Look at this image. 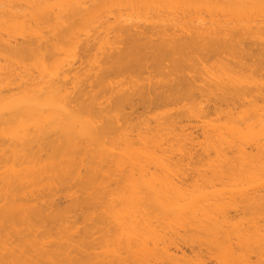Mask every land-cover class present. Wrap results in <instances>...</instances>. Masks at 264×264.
Wrapping results in <instances>:
<instances>
[{
  "label": "bare ground",
  "instance_id": "obj_1",
  "mask_svg": "<svg viewBox=\"0 0 264 264\" xmlns=\"http://www.w3.org/2000/svg\"><path fill=\"white\" fill-rule=\"evenodd\" d=\"M252 39L259 41L253 51L260 50L255 59L263 56L260 68L264 0H0V264H209V258L216 264H264V218L257 223L249 214L264 213V143H255L264 137H257L261 131L264 135L262 123L254 131L264 121V107L262 115L258 112L264 92H259L258 80L253 83L261 86L257 92L251 79L245 80L257 73L247 67L251 72H241L253 61ZM247 87L253 89L256 96L248 95L258 109L250 105L261 117L257 120L253 109L256 118L248 113L249 122L247 114L239 115L250 124L246 127L254 126L250 132L244 127L248 133L242 138H257L254 154L245 152L241 159L243 150L240 155L234 148L239 129L227 119L234 113H225L224 107L248 97L237 96L240 89L248 92ZM247 101L246 107L239 103L249 110ZM134 109L141 111L126 113ZM152 112L153 121L148 117ZM223 113L229 123L220 121L225 128L218 119L208 121L209 115L219 118ZM185 117L206 121L201 129L205 142L200 143L204 154L198 152L206 156L198 154V160L193 151L198 141L185 131ZM178 154L183 163L187 157L192 164L176 161ZM238 160L250 183H244V191L241 181L234 182ZM195 163H207L214 178L199 176L206 171L202 166L198 175ZM108 164H114L113 171ZM183 167L198 172L200 184L199 179L187 183L186 177L180 182L187 173ZM219 180L234 192L249 195L252 183L261 190L251 192L244 207L233 203L235 209L243 208L235 211L224 204L234 192L216 188ZM59 186L65 194L78 193L66 209L56 205L53 191ZM225 205L237 216L229 215ZM90 206L93 212L101 207L102 216H86ZM78 209L83 219L75 214ZM69 215L76 221H97L96 227L89 223L101 238L108 231L107 240L112 227H100L110 217L117 225L115 235L110 234L112 244L104 236L106 245L98 240L104 249L94 254L98 234L90 236V227L83 230L84 224L70 222ZM181 231L205 254L197 246L192 257L180 251Z\"/></svg>",
  "mask_w": 264,
  "mask_h": 264
},
{
  "label": "rangeland",
  "instance_id": "obj_2",
  "mask_svg": "<svg viewBox=\"0 0 264 264\" xmlns=\"http://www.w3.org/2000/svg\"><path fill=\"white\" fill-rule=\"evenodd\" d=\"M253 40H254V39L250 40L252 44L250 43V41H249V44L247 43L248 46H250V44H251V46H253V49L250 51V55L252 56L253 59H251V58H248V59H251V60H253V61L256 60V62H259V63H258V67L256 66V65H257L256 62H254V63H256V65L253 63V64H254V66H253V64H252L253 61L250 62L251 60H249V62H250L251 64L248 63V62H247V63L250 64V66L252 65L253 67H252V66H251V67H250V66H246V64H245V67H244V69H242V71H241V70H239V71L236 70V71H237V72H240V71L243 72V71H245V73H246L247 70L250 69V70L252 71V73H253V72H254V73H257V74H253V75H251V73H249V74H250V78L248 79V77H247L248 80H247V79H245V80L248 81V82L252 81V82H250V83H252V85H254L253 83H255L256 80H258V82H259V84L262 86V88H261V86L257 83L256 86H258V87H256L255 85H254L255 88L253 87V89L256 90V91L254 90V92H257L260 88H261V90H259V92H262V91L264 92V87H263L264 84L262 85V82H264V70L261 69L263 65L261 64V67L259 68L260 63L262 62V61L260 60V57L262 58L263 56L259 54L260 57H257V59H259V60L257 61V59H255V58H256L255 55H257V54L259 53L260 50H258L257 52H255L258 48H257V49H254V48H255V46H258V47H259V44H258L259 41L256 40L257 42H256V41L254 42ZM247 42H248V41H247ZM260 43H261V42H260ZM245 44H246V43H245ZM256 44H258V45H256ZM261 44H264V43H261ZM245 48H246V47H244V48L242 47V49H245ZM246 50H247V49H246ZM253 50H255V51H253ZM252 52H253V53H252ZM255 53H256V54H255ZM259 55H258V56H259ZM254 56H255V57H254ZM254 59H255V60H254ZM246 60H247V59H246ZM246 60H245V61H246ZM213 61H214V59H213ZM260 61H261V62H260ZM263 62H264V61H263ZM245 63H246V62H245ZM263 64H264V63H263ZM76 65H77L76 68H79V64H76ZM246 67H247L248 69H247ZM249 67H250V68H249ZM80 68H81V67H80ZM236 68L238 69V67H236ZM263 68H264V66H263ZM245 69H246V70H245ZM259 70H261V71L263 70V71H262V72H259V73L256 72V71H259ZM251 71H248V72H251ZM248 72H247V73H248ZM249 74H246V75H249ZM239 75H240V73H239ZM242 75H243V74H242ZM246 75L244 74V78L246 77ZM254 75H256L255 78H254ZM257 78H258V79H257ZM242 79H243V78H242ZM250 79H251V80H250ZM243 80H244V79H243ZM249 80H250V81H249ZM259 80H260V81H259ZM261 81H262V82H261ZM260 82H261V83H260ZM255 84H256V83H255ZM249 85H250V84H249ZM252 85H251V86H252ZM247 86H248V85H247ZM251 86H250V87H251ZM259 86H260V88H259ZM244 88H246V87H244ZM247 88H248V87H247ZM253 89H252V88H250V89L248 88V92H249V93H248V92L245 93V92H243V89H242V90L240 89V91H239V93L237 94V96L240 97V96H242V94H247L248 97H246L245 95H243V97H245L247 100H249V106L251 107V108L249 107V110H250V109H251V110L253 109V110H254V113H255V111H257V110H256L257 106H255V103H254V101L252 100V97H249L250 93H251L252 95L254 94V93L252 92ZM250 91H251V92H250ZM263 92H262V93H263ZM248 94H249V95H248ZM256 94H257V93H256ZM252 95H251V96H252ZM254 95H255V94H254ZM255 96H256V95H255ZM235 98H238V97H233L234 100H235ZM241 98H242V97H241ZM241 98H239V99H241ZM245 98H242V99H244V100H239V102H240V101H243V102L245 103L243 107H246L245 105L248 104V101H247ZM250 98H251L252 101H250ZM255 98H256V97H255ZM257 101H258V100H257ZM233 102H234V101H233ZM235 102L237 103V102H238V99H236ZM239 102H238L237 104H235V103L232 104L229 108L224 107V109H226V110H225V113L230 112V111H232V113H234L233 115H228L229 118L227 117V119H228V121H229V119H230L231 123L233 122L231 126H233V124H234L233 127H237V128L239 129V131L237 132V134H236V136H235V139H236V143H237V144L234 143V144L236 145V147H234V146H233V147H234V148H237V150L239 151V153L243 150V152H242V156H240L241 153H240V155L237 153V152H238L237 150H236L237 152L234 151L235 154L237 153L236 155H239L240 158L243 159V157H244V155H245V154H244L245 152H246V153L248 152V154H250V152L256 147V144H255V143H259V144H261V145L264 143V141H263V140H264V139H263L264 137H262V138L260 137V136H264V135H263V134L261 135V133H263V132L261 131L262 129H260L261 126H259L260 123H262V125L264 126V124H263L264 121H263V119L261 118L262 120H259V121H263V122H259V124L257 123L258 125L254 128V131H255L257 127H260V128H258V130L260 129L261 133L257 132V133L260 134V135H258L257 137H258V139H259V137H260L259 140H260L261 142H260V141H259V142H256L255 140H256L257 138H255V137L253 136V137H254V140H253V138H250V137H251V136H250L249 138L252 140L251 144L245 145V147H244V144L249 143V140H250V139L247 140L248 137H247L246 140H244V139L246 138V136H248V135H246L245 138H242V137H244V135H245L246 133H248V132L245 131V128H246V130L249 131L251 127H252V128L254 127L253 125H252L251 127L249 126L250 128H249V127H246V125H250L249 123H247V122H249V121H247V120H249V118H250V117H248V116H249V115L251 116V114H252V117L250 118V119H252V118H254L255 115L258 114V113H255V115H254V114H253V110H252V112H250L248 109H246V108L244 109V108L241 106V105H243V104H242L243 102H241V103H239ZM246 102H247V103H246ZM251 102L254 103V106H255L256 108H254L252 105H250ZM255 102H256V101H255ZM262 102L264 103V101L259 100V103H260V104H261ZM204 103H205V102H204ZM204 103H203V104H204ZM253 103H252V104H253ZM240 104H241V105H240ZM256 104H258V103H256ZM260 104H259V105H260ZM205 105H206V107H208L209 104L205 103L203 106L205 107ZM238 105H239V107L241 106V107L244 109V110H243V109L241 108V110H243V112H239V111H241L239 107H238V108H237V107H236V108H233V106H238ZM175 106H176V105H175ZM178 106H179V104H178ZM180 106H181V105H180ZM209 106H211V104H210ZM262 106L264 107V105H261V106H260V108H259L260 111H259V109L257 108L259 113H261V111H262V110H261V108H263ZM167 107L170 108L171 105H170V106H167ZM167 107H166V108H167ZM164 108H165V107H164ZM171 108H173V107H171ZM179 108H180V107H179ZM247 108H248V107H247ZM263 109H264V108H263ZM153 110H154V109H153ZM155 110H157V111L160 110L159 112H161V110H165V112H166V109H163V108H162V109H161V108H160V109H158V108L156 109V108H155ZM155 110H154V113H155ZM167 110H171V109H167ZM176 110H178V107H177V109L175 108V110H173V112H172V111H171V112L174 113V112H176ZM236 110H238V112H237ZM246 110H248V112H244V111H246ZM137 111L139 112V111H141V110H137V109H134L133 111H131V110H127L126 113H127V114H132L133 112H137ZM157 111H156V112H157ZM168 112H169V111H167L166 113H168ZM171 112H169V113H171ZM262 112H263V111H262ZM238 113H241V114H238ZM242 113H244V115H243ZM248 113H249V115H248ZM149 114H151V113H149ZM246 114H247V117H245L244 119H245L247 122H246V121H244V122H243V121H240V120H241V119H239L240 116H243V117H244V116H246ZM222 115L225 116L224 113H223ZM222 115H220V116L218 115L220 119H219L218 117H214L213 115H209V116H208L209 118H208V117H207V118L210 119V120H208L207 118H206V120H208L209 122H211V121L214 122V121H216V119H218L219 122L221 121V122L226 123V124L228 125L229 123H228V121H227V119H226L227 114H226L225 117H223ZM239 115H240V116H239ZM258 115H259V117H258L257 115H256L257 118L255 117L257 120L261 117L260 114H258ZM261 115H262V113H261ZM146 116H148V113H147ZM151 116H153V112H152V115H150V116H148V117L151 118ZM210 116H212L213 118L210 117ZM135 117H136V115H133V117H131L130 119H132V120L134 119V120H135ZM144 117H145V116H144ZM203 117H205V116H203ZM221 117H222V118H221ZM146 118H147V117H146ZM154 118H155V115H154ZM154 118H151L150 120L153 121ZM241 118H242V117H241ZM247 118H248V119H247ZM255 118H254V119H255ZM263 118H264V117H263ZM142 119H143V117H142ZM194 119H196V117H193V119H192V118L189 119V118H186V117H185V118H182V119H181V120H183L184 122H182L181 120H179V124H181V122H182V123H185V124H184L185 127H186L185 129H187V130H185L184 128H182V129L185 130V131H188V129H189V132L193 133V134H194L193 137L196 138V141H198V144H199L200 147L198 146V144H196V146L193 148V149H194V150H193L194 152L197 151V152H195V153H197V154L194 155V157L197 159L198 156H200V158H201L202 155L204 154V153H203L204 151L202 152L203 149L201 148V147H202V146H201L202 144H200V143H203V141H204V137H203L204 135H203V133H202L203 130H202V132H201V129H203V127L205 126V124H203V123L206 122V121L204 120L203 123H202V121H200V118H199V121H197L198 119H196V120H194ZM202 119H205V118H201V120H202ZM211 119H215V120H211ZM222 119H223V120H222ZM224 119H225L226 122L224 121ZM244 119H243V120H244ZM254 119H253V120H254ZM134 120H133V121H134ZM185 120H187V121L185 122ZM188 120H191V121H188ZM133 121H132V123H133ZM136 121H137V119H136ZM136 121H134V123H135ZM152 121H151V122H152ZM251 121H252V120H251ZM254 121H255V120H254ZM128 122L130 123L131 121H128ZM221 122H220V124H221ZM255 122H256V121H255ZM129 123H127V124H128V125H127L128 127L131 126V125H129ZM132 123H131V124H132ZM134 123L132 124V126L134 125ZM155 123H156V122H154V125H156ZM215 123H217V125H218V122H215ZM231 123H230V124H231ZM245 123H246V124H245ZM179 124H178V126H179ZM252 124H253V123H252ZM154 125H153V127H154ZM182 125H183V124H182ZM221 125H222V124H221ZM221 125H220V126H221ZM235 125H236V126H235ZM255 125H256V123H255ZM220 126H219V127H220ZM183 127H184V126H183ZM201 127H202V128H201ZM229 127H230V126H228L227 128H229ZM240 127H241V129L245 127L244 129H242V131H241L242 133H240ZM222 128H225V127H223V125H222ZM230 128H231V127H230ZM237 128H236V130H237ZM247 128H249V129H247ZM263 128H264V127H263ZM130 129H131V128H129V130H130ZM234 129H235V128H234ZM251 130L253 131V129H251ZM251 130H250V131H251ZM250 131H249V132H250ZM189 132H188V133H189ZM243 132H246V133L244 134ZM239 133H240V134H239ZM251 133H252V132H251ZM255 133H256V131H255ZM198 135H199V136H198ZM201 135H203V136H201ZM250 135H251V134H250ZM253 135H254V133H253ZM195 136H196V137H195ZM197 137H199V138L197 139ZM202 139H203V140H202ZM261 139H262V140H261ZM233 140H234V139H233ZM243 140H244L245 142H244ZM253 141H255V143H254ZM262 141H263V142H262ZM204 142H205V141H204ZM234 142H235V141H234ZM234 144H233V145H234ZM254 144H255V147H253ZM197 146H198V147H197ZM238 146H239V147H238ZM262 146H263V145H262ZM233 147H232V148H233ZM246 147H247V151H245ZM195 148H196L197 150H196ZM200 148H201V149H200ZM234 148L231 150V147H230V150L233 151ZM263 148H264V147H263ZM200 150H201V151H200ZM230 150H229V151L227 150L228 153H230ZM254 150H256V149H254ZM198 152H199V153L202 152L203 154L201 155V154H199ZM253 152H255V151H252L251 154H254ZM192 153H193V152H192ZM198 154H199V155H198ZM197 155H198V156H197ZM231 155H232V154H231ZM233 155H234V153H233ZM205 156H206V154L203 155V157H205ZM229 156H230V155H229ZM239 156H237V157H235V158L238 159ZM178 157H179V160H178ZM184 157H185V156H184ZM184 157H183V158H184ZM203 157H202V158H203ZM232 157H233V156H232ZM180 158H181V159H180ZM195 158H194V159H195ZM198 158H199V157H198ZM200 158H199V159H200ZM175 159H177L176 161L182 162V161H181V160H182V157H181V155H179V154L175 157ZM196 159H195V161H196ZM233 159H234V157H233ZM184 160L187 162V157H186V159L184 158ZM197 160H198V159H197ZM185 161H184V163L182 162L183 165L186 164V165L190 166V165L192 164V163L189 164L190 161H189V163H188V162L186 163ZM236 161H237V160H236ZM238 161H239V160H238ZM193 162H194V161H193ZM205 162H206V161H205ZM111 163H112V162H111ZM111 163H110V164H111ZM235 163H236L237 167H236V168L234 167V169H235V171H236V172L234 171V172H235V175H234V179H235V181H234V182L236 183V181H237V182H238V181H241L240 183H241V184L243 183V184L240 185V183H239V185L242 187V190L244 191V188H243V187L246 186V185H244V183H245V184H248V185L250 184V183L248 182V180H247V176H246V172H245L246 167L244 166V164L241 163V160L239 161V163H237V162H235ZM114 164H115V163H114ZM114 164H112V165H113L112 168H114ZM195 164H196V163H195ZM195 164H194V165H195ZM201 164H202V163H201ZM201 164H200V165H201ZM203 164H205V165H203ZM203 164H202V166H203L204 171H206V168H207V169H208V168L210 169V167L206 166L207 163H203ZM238 164H241V165L244 166V167H242L241 165H238ZM186 165H184V166H186ZM196 165H197V164H196ZM202 166H201V167H198V165H197V169H196V170L198 171V168H202ZM204 166H206V167L204 168ZM234 166H235V165H234ZM250 166H251V165H250ZM107 167H110L109 164L107 165ZM112 168L110 167L109 169H112ZM187 168H188V167H187ZM187 168L183 167L184 171L187 172V173L189 172V173L192 175L193 172H194V170H195V168H193L192 166H191V169L193 168L194 170H190V168H188V169H187ZM106 169L109 170L108 168H106ZM115 169H117V164H115ZM153 169H154V168H153ZM153 169H152V170H153ZM203 169H202V170H203ZM113 170H114V169H112V171H113ZM117 170H118V169H117ZM117 170H116V171H117ZM199 170H200V169H199ZM219 170H220V169H218V172H219ZM224 170H225V169H224ZM226 170H228V169H226ZM247 170H248V169H247ZM109 171H111V170H109ZM116 171L113 172V173H116ZM157 171L159 172L160 170H159V169H156V170L154 169L153 172H157ZM190 171H191L192 173H191ZM208 171H209V170H208ZM208 171H206V173H205V172H202V173H203L202 175H199V174L201 173V172H199V171H198L199 173H198V172H194V173H195V174H193L194 176L192 175L191 177L189 176V173L187 174V173L184 172V173H185V176H184L183 173H181V174H182L181 176H184V177H182L183 179H181V176H178V178L180 177L181 180H180V179H179V180H180V182H181V181L184 180L185 177H186V178H187V181H186V179H185V181L188 183V180H189V182H190L191 184H192L193 181H198V179L201 178V177H197V176H195L196 173H198L199 176H204V175H206V174L208 173V176H207V177L204 176L205 179H207V178L209 179L210 177H211V178H214V177H212V176L209 177V173H210V172H208ZM210 171H211V169H210ZM229 171H230V170H229ZM158 172H157V173H158ZM230 172H231V171H230ZM254 172H255V170H254ZM117 173H118V172H117ZM117 173H116V174H117ZM204 173H205V174H204ZM220 173H221V172H220ZM226 173H228V172H225V175H226ZM159 174H161V172H159ZM213 174H217V175H218L219 173H216V171H215V173H213ZM222 174H223V169H222ZM119 175H120V173L118 174V176H119ZM210 175H211V174H210ZM220 175H221V174H220ZM223 175H224V174H223ZM225 175H224V176H225ZM227 175H230V177H231L232 173L227 174ZM243 175L246 176V177H243ZM116 176H117V175H116ZM187 176L189 177V179H188ZM213 176H214V175H213ZM224 176H223V178L226 179V177H224ZM192 177H193V179L196 177V180H193ZM216 177H218V176H216ZM220 177H221V176H220ZM220 177H219V179H220ZM248 177H250V176H248ZM252 177H254V176H252ZM252 177L250 178L251 181H252ZM211 178H210V179H211ZM223 178H222V179H223ZM228 178H229V176H228ZM244 178H246V179H244ZM101 179H102V178H100V180H101ZM176 179H177V177H176ZM215 179H216V178H215ZM225 179H224L225 182H227V181L230 182V181H231V182L233 183V180H230L231 178H229V180H227V179L225 180ZM253 179H254V178H253ZM263 179H264V178H262V180H263ZM190 180H191L192 182H191ZM200 180H201V179H199V181H198L199 184H200V182H201ZM211 180H212V179H211ZM217 180H218V178H217ZM256 180H257V179H254V183L256 182V184H258L257 182H261V180H260V181H256ZM177 181H178V180H177ZM219 181H221V180H219ZM219 181H218V182L216 181V183H215L214 185L216 186V188H219V190H221V191L223 190L225 193H227L228 191L226 192L224 189H225V188L227 189L228 187L225 186V188H224V185H223V184H225V183H224V182L222 183V181H221V183L219 184ZM183 182H184V181H183ZM198 182H196V183H198ZM252 182H253V181H252ZM184 183H185V182H184ZM193 183H194V182H193ZM232 183H231V184H232ZM235 183H234V184H235ZM185 184H186V183H185ZM191 184H190V185H187V186H192L193 184H192V185H191ZM201 184H202V183H201ZM218 184H219V185H218ZM221 184H222V186H221ZM217 185L220 186V187H218ZM226 185L229 186V188H228L229 190H231V191H233V192L235 191V190L230 189V186H231V185H229V184H226ZM243 185H244V186H243ZM252 185H253V188H255V190H253L252 186H251L252 189L249 188V187L247 186V187L249 188L248 190H250V189L252 190V191L250 190L251 192H253V191L255 192L257 189H260V188H259V185H258V186L255 185V186H254L253 183H252ZM234 186H235V185H234ZM234 186H233V187H234ZM236 186H237V185H236ZM236 186H235L234 188H236ZM240 186H239V188H238V191H241V190H239V189L241 188ZM207 187H208V186H207ZM233 187H231V188H233ZM257 187H258V188H257ZM58 188H60V186H59ZM220 188H221V189H220ZM222 188H224V189H222ZM256 188H257V189H256ZM228 189H227V190H228ZM246 189H247V188H246ZM246 189H245V190H246ZM55 190H56V189H55ZM61 190H62V192H60V193H56L57 190H56V191H53V192H54L53 195L56 194V195L58 196V195L60 194L58 197L55 196L56 200L58 201V203H56V205H57V204H60V208H61V206H62V209H66V207H67V205H68L69 202H70L69 205H70V204L72 205V204H73L72 201H73V200L76 201L77 197H75V195L78 194V193L73 192V195H74V193H75V195H74L75 198H72L73 195H72V194H69V192L65 194V192H63V189H62V188H60V190L58 189L57 192H59V191H61ZM64 190H65V189H64ZM248 190H246V192H247ZM260 190H261V189H260ZM69 191H71V193H72L73 189H71V190H69ZM257 191H259V190H257ZM257 191H256V192H257ZM66 192H67V190H66ZM236 192H237V190H236ZM236 192H234V194H235V195H236V194L239 195V194L241 193V197H240V195H239V196H236V197H239V198H235V199H234L235 195L232 194L233 198H231L232 196H230V195H226V199H225V197L223 198V199L226 200V201H224V204L229 205L228 203H230L229 206L232 205V208H233V209L236 208V207H235V208L233 207L234 204H237V205L239 206V207L237 206V208L244 207V206H245L246 199H247V197H248V196L250 195V193H251V192H250L249 195H248L247 193H248L249 191H248L247 193H245V192H237V193H236ZM63 193H64V195H66L67 197L64 196V195H62ZM228 193H229V192H228ZM260 193H261V192H260ZM262 193H263V192H262ZM67 194H68L69 196H68ZM251 194H252V193H251ZM77 196H78V195H77ZM80 196H81V195L79 194L78 198H79ZM228 196H230V197H228ZM227 197L229 198L228 200H227ZM70 199H72V201H71ZM230 199H231V200H230ZM232 199H233L234 201H236V200H237V201L234 202V201H232ZM229 200H230V202H229ZM57 201H55V202H57ZM75 201H74V202H75ZM105 201H106V200H104L103 203H104ZM231 201H232V203H231ZM71 202H72V203H71ZM225 202H227V203H225ZM99 203H100V202H99ZM101 203H102V202H101ZM233 203H234V204H233ZM71 205H70V206H71ZM98 205H99V204H98ZM100 205H102V204H100ZM100 205H99V206H100ZM103 205H104V204H103ZM103 205H102V207H103V209H104L105 206H103ZM105 205H106V204H105ZM227 205H225V206H226V210L229 208V206H228V208H227ZM96 206H97V205H96ZM99 206H98L97 208L101 209V207H99ZM234 206H235V205H234ZM57 207H59V206L57 205ZM67 208H68V207H67ZM89 208H90L89 210L92 211V212H90V213H88V211H89V210H87L88 208H85V212H86L87 214H86L85 212H82V211H83L82 208H81L82 210L80 209V211H81L83 214L85 213L86 216H90V214H91V215L93 214V215H94V216L92 215V216L94 217L93 219H95V218L98 219L100 216H102V215H100L101 213L98 212L99 209L97 210L96 207H94V208H96L97 212H96V210H95L94 212H93V210H91V209H93L92 206H90ZM106 208H107V207H106ZM241 209L243 210V208H241ZM241 209H238V210H241ZM228 210H229L228 213L231 212V213H229V215H230V214H233V216H235V215L237 216V214H236V212H234V210L231 211V207H230ZM238 210L235 209V211H238ZM77 211H78V212L75 213V214H77V216H78V214H79L80 218L83 219V217H81V214H82V213H81V212L79 213V209H78ZM102 211H103V210H101V212H102ZM104 211H105V210H104ZM95 212H96V215L94 214ZM226 212H227V211H226ZM241 212H243V211H241ZM260 212H261V211H256V212H252V213L249 212V214H250V219H253V220H254L255 222H257V223L262 222L261 219L264 218V216H262L261 214H264V213L261 212V214H260ZM263 212H264V211H263ZM98 213H99V215H98ZM103 213H104V212H103ZM103 213H102V214H103ZM228 213H227V214H228ZM237 213L240 214V211L237 212ZM75 214H72V217H73V216L76 217ZM83 214H82V215H83ZM85 214H84V215H85ZM107 214H108V213H107ZM107 214H106V216H107ZM229 215H228V216H229ZM70 216H71V215H69L68 217L70 218ZM92 216H91V218H90V217H88V218L92 220ZM95 216H96V217H95ZM240 216H242V215H240ZM72 217H71V218H72ZM242 217H243V216H242ZM261 217H262V218H261ZM71 218L69 219V221L71 220L70 222H73V220L76 219V218H75V219H71ZM80 218H79V219H80ZM106 218H107V217H106ZM77 219H78V217H77ZM107 220H109V222H111V221H110V217H109L108 219H106V223L103 224L102 227H100V226H99V227H100V228H105V227H106L105 225H109V226L112 227V230H110V229H109V230L111 231V233H113V231H114L115 229H117V228H115V227H117V225H116L114 222L109 223V222H107ZM263 220H264V219H263ZM75 221H76V220H75ZM77 221L81 223V224L79 223V224L81 225V227H82V225L84 224V227H82L83 230H84L85 226H86L87 228L90 227V231L92 230L91 232H93L92 235H90V236L94 237L93 235H94L95 233H96V234L99 233L98 230H97L98 232H97V231H93V229H96V228H94V226L96 227V224H95V223H96L97 221L95 222V220H92V221L90 222V220H89V221H87L88 223H87V222H83L81 219H80V220H77ZM77 221H76V223H77ZM82 222H83V223H82ZM89 222H90L91 224H92V222H93V224H95V225L92 226V225H90ZM94 222H95V223H94ZM108 223H109V224H108ZM87 225H89V226H87ZM104 226H105V227H104ZM109 226H107V228H108ZM79 227H80V226H79ZM99 227H97V229H100ZM111 227H110V228H111ZM107 228L105 229L106 231H107ZM78 229H79V228H78ZM83 230H81V232H82ZM101 230H102V229H100V231H101ZM103 230H104V229H103ZM103 230H102V231H103ZM94 232H95V233H94ZM107 232H108V231H107ZM107 232H105V231H104V232H101V233H103V235L105 236V240H106L107 242L104 240V236L102 237V238H103V239H102V238H101L102 235H99V234H98V236H96L94 239L96 240L97 238H99V239H97V241L100 240V241H103V242L105 241L106 243H109L108 240L110 241L109 238H110V236H112V235H110L111 233L109 232V236H108L109 238H108V240H107V239H106V238H107ZM90 234H91V233H90ZM113 234H114V233H113ZM180 234H181V237L183 238L184 236L182 235V234H183L182 231L179 232V235H180ZM114 235H115V234H114ZM114 235H113V236H114ZM99 236H100V237H99ZM114 237H115V236H114ZM100 238H101L102 240H101ZM89 239L91 240V238H89ZM89 239H87V240L89 241ZM94 239L92 238V240H91L90 242L93 243V242H94ZM178 239H179V241H180L179 244H183V245H179V247L182 246V247H181L182 249H180V251H181V250L184 251L183 253H186V252H187L186 255H189V256H191V257H192V255L195 256L196 252L198 253L197 247L200 246V245H196V244H198L197 242L195 243V242H193V241L186 240V237L183 238V239H181V238H178ZM180 239H181V240H180ZM114 240L116 241V238H115ZM114 240H113V241H114ZM97 241L94 242V245H96V246H95L96 249H94L95 247H93V249L95 250V251H94V252H95L94 254H98V253H96V252L100 251L101 248H103V245L99 244V241H98V243H97ZM111 241H112V240H111ZM111 241H110V243L112 244ZM179 241H178V242H179ZM181 241H182V242H181ZM105 242H104V243H105ZM192 242H193V243H192ZM100 243H101V242H100ZM104 243H103V244H104ZM106 243H105L104 245H106ZM194 243H195V244H194ZM98 244L101 245V247H97ZM111 244H109V245L111 246ZM113 244H114V246H115V242H114ZM94 245H93V246H94ZM107 245H108V244H107ZM114 246H113V248H114ZM191 246H192V248H191ZM194 246H195V247H194ZM196 246H197V247H196ZM111 247H112V246H111ZM185 247H186V248H185ZM97 248H98V249L100 248V249L98 250ZM107 248H109V247H107ZM174 248H175V247H174ZM202 248H203L202 246H201L200 248L198 247V249L203 250V251H202L203 253L206 252V251L204 250L205 248H203V249H202ZM93 249H92V250H93ZM103 249H104V248H103ZM103 249H102V250H103ZM109 249H110V248H109ZM171 249H173V246H172ZM175 249H176V248H175ZM175 249H174V250H175ZM183 249H184V250H183ZM111 250H112V249H111ZM192 250H193V251L195 250V251H194L195 254L192 253V252H193ZM201 250H200V252H201ZM109 251H110V250H109ZM109 251H106V252H109ZM112 251L114 252V249H113ZM112 251H111V252H112ZM180 251L177 252V250H175V251H172V252H177V254H179V253L182 254ZM90 252H92V254H93V251L90 250ZM90 252H89V253H90ZM99 253H100V252H99ZM74 254H76V257H77V253H74ZM110 254L112 255V253H110ZM110 254H109V257H111L110 259L113 260V258H112V256H111ZM180 254H179V255H180ZM204 254H205V253H204ZM100 255H102V254H100ZM107 255H108V254H107ZM194 256H193V257H194ZM73 257H75V255H74ZM107 257H108V256H107ZM208 258H209V257H208ZM110 259H109V260H110ZM209 259H211V258H209ZM209 259H208V263H209V264H216V263H214V262H215L214 260H211V262H209ZM112 260H111V262H112ZM106 261H107V260H106ZM213 261H214V262H213ZM254 261H256V258H255V256H252V262H254ZM108 262H109V261H108ZM108 262H106V263H108ZM111 262H110V263H111ZM116 262H117V261H116ZM116 262H115V263H116ZM108 264H109V263H108ZM112 264H113V263H112Z\"/></svg>",
  "mask_w": 264,
  "mask_h": 264
}]
</instances>
